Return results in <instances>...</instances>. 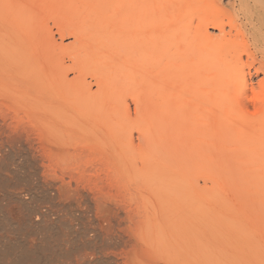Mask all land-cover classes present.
<instances>
[{
    "label": "bare ground",
    "instance_id": "1",
    "mask_svg": "<svg viewBox=\"0 0 264 264\" xmlns=\"http://www.w3.org/2000/svg\"><path fill=\"white\" fill-rule=\"evenodd\" d=\"M247 66L264 76V0H0V161L23 152L52 199L91 218L59 264H264V193L248 210L255 177L230 191L234 162L208 152L230 132L264 144ZM17 245L0 244V264L53 262Z\"/></svg>",
    "mask_w": 264,
    "mask_h": 264
},
{
    "label": "rangeland",
    "instance_id": "2",
    "mask_svg": "<svg viewBox=\"0 0 264 264\" xmlns=\"http://www.w3.org/2000/svg\"><path fill=\"white\" fill-rule=\"evenodd\" d=\"M221 1L223 4H228V3L232 2V0H221ZM48 23H49V28L52 29L55 33H57V28H56L53 20L50 19L48 21ZM211 32H214V31L211 30ZM56 38L57 39L59 38V36L57 34H56ZM72 41H73L72 37H69V36L65 37V39H64L65 44L70 43ZM256 58H257V60H255ZM256 58L252 59L251 57L244 55L243 56V59H244L243 62L245 64H247V63L253 64V67H257V66H259L258 63H259L260 57L256 56ZM253 67L248 69V66H247L244 69L245 72L247 73V74L246 73L245 74L248 76L247 79L249 80V84L250 83L252 84V85L251 84L250 85L255 88L256 92L264 93V86L259 85V81L261 79H263L264 76L262 74H260L258 76H253L252 78H250V76H249V72L251 74H254ZM253 94H252V92H248V95L245 96L244 100L247 101L248 99H251ZM128 104L130 106L131 113L134 114L135 104L133 103V101L131 99H128ZM253 107H254L253 104L249 103V108L251 111H253ZM183 116H184L183 113L180 114L181 119L183 118ZM165 117L167 119V123H169V122L172 123L174 115L167 114V115H165ZM181 128L183 130H186L187 124L182 123ZM195 133H198V132H195ZM133 134H134V137L136 138L137 132L134 131ZM234 136H235V132H230V133L226 134L225 136H223V138L221 137L222 139L220 138L221 141L219 143V146H218V144L217 145L214 144V146L209 147L208 152L210 149L212 150L214 148L215 152H217L219 150L218 153L220 152V155L222 154V156H217L218 153H214V150L212 152H209L214 157V159L215 158L220 159V158H223V156H224V160H230L229 162H231V163L234 162L233 164H231L230 169H232V167H234L233 170L235 172V175H237V178H235V180H234L235 182L231 181V184L233 183L234 185L230 186V183H229V186H230V187H228L229 190H230V188H232V189L239 188V186H240V188H243L245 186L243 185V187H241V183L239 184V182H238L239 180H240V182H242L243 180L244 181H246V180L250 181V179L252 181V178L255 177L254 180L256 183H254V181H253V183H254L253 184L250 181L253 184V186L251 185L252 191H251L250 196L249 197L247 196L248 197L247 199H246V197H243L244 195L240 196L242 201L245 199L243 201V203L246 202L244 205H248L247 200L251 199L250 197H252V199L249 201L250 202L249 204H251V205H249V207L251 206V208H247V209L248 210L251 209L252 211L251 210L250 211L254 212L253 211V208H254L253 206L255 205L254 203H256V201L259 198H261V196H262L260 194L256 195V193H254V191H257V193H261V194L264 193V189L262 190V187L264 185H262V187H261L260 186L261 182H258V181H262V184H264V171L259 169L260 171L255 170V172L252 171V173L250 174L249 172H251V171H249V169H251L252 167L254 168V166L255 167L258 166L257 164L259 163V161L264 160V144L259 143L257 141L255 142V135L253 133H251L248 135L249 138L246 139L247 141L244 144L245 146L243 145L241 147H238V146H235V144H233ZM218 148H220V149H218ZM221 149H225V153H224V150L222 151ZM231 156H232V159H230ZM226 158H228V159H226ZM233 159H235V160H233ZM28 160H29V158L25 159L23 152L16 151V152H14V154H13V152H9L8 156H5L1 160L3 162L0 161L1 162L0 163V197H1L0 198V202H1L0 203V239L5 238V239H2L3 241L2 240L0 241V244L3 245V243L5 242V245H6L8 243L11 244L14 242V245L16 246L19 243L20 246L18 244L17 249L21 248L22 250H27L28 247H31V245H30L31 242L39 243L40 244V250H39L40 252L37 251L33 255L36 254L35 256H37V254L39 253L38 257L39 256L44 257L46 255L49 258L51 256V259H52L51 261H53V262H50V263L51 264L52 263L53 264H59L58 260L61 261V259L63 257H65V256L68 257L71 253H72V255H70V256H75V255H77L76 253L84 250V248H83V250H81L82 246H83V242L80 239H84V240L90 239L88 237L90 235L89 225L90 226L92 225L91 224V218L86 216L87 213H85L83 210H81L78 206L74 205V203H72V202H69V201L61 202L58 200L55 201L57 199L56 197H53V199H52V194L49 193L48 191H45L44 189H42L40 187V185L38 183H36L37 182L36 176H35V174H33V172L36 173L35 165H33L32 162L30 160L29 161ZM224 160H222L224 163H221L223 165L220 166L221 165L220 164L219 167H226L227 162ZM228 166H230V165H228ZM256 168H254V169H256ZM230 169L228 168V170H230ZM234 172L231 171L232 174ZM243 173H244V175H243ZM33 175H34V177H32ZM249 175H251V177H249ZM239 176H240V178H239ZM200 178L201 177L197 178L198 182H199V184H203V179L202 178L200 179ZM256 178H260L262 180L259 179L258 181H256ZM231 180H232V177H231ZM249 181H247V183ZM242 183H244V182H242ZM256 185H258V186H256ZM26 191H28V192H26ZM18 192H24L25 198L23 200H20V199L17 200L18 197L13 196L14 194L16 195V193H18ZM11 193L12 194L14 193V194L12 195ZM26 195H27V198H26ZM54 198H56V199L54 200ZM234 198L237 199L238 197L237 198L234 197ZM241 199H237V200L241 201ZM237 200L234 202L237 203ZM253 200L254 201L256 200V201L254 202ZM18 201H20L21 203ZM251 201H253V202H251ZM252 204H254V205L252 206ZM256 204H259V202ZM72 205H74V206H72ZM258 206H260V205H258ZM11 207H14V209ZM72 207H74V208H72ZM40 208H41V210H39ZM76 208H78V209H76ZM42 209H43L44 213L42 212ZM255 209L256 210L259 209L258 211H260L259 214L261 215V218H262V216H264V211H263L264 209L262 207H261L262 211L260 210V207L255 208ZM16 211H18V212H16ZM258 211L257 212L255 211L254 213L258 214ZM46 212L47 213L49 212V213L47 214ZM41 213L44 214L45 216L43 215V217H41V215H42ZM262 213H263V215H262ZM38 215H40V216H38ZM33 219L35 221H33ZM262 219H264V217ZM42 220H44L45 222ZM33 222H35V223H33ZM12 235L13 236L16 235L15 236L16 238H14ZM9 236H10V238L12 236V238L11 239L8 238ZM48 236H50L53 239H51ZM47 237H48V239H47ZM35 238H37L38 240ZM14 239H16V241ZM26 239H27V241H25ZM59 239L61 241H59ZM64 239H66L65 241H67V242H65ZM94 239H104V238L101 236H96V238L94 237ZM7 240H8V242H7ZM17 240H19V241L17 242ZM41 240H43V241H41ZM46 240H47V242H45ZM73 240L75 242H73ZM78 241H79V243H78ZM48 242L51 243V245ZM61 242H63V243H61ZM81 242H82V244H80ZM24 243H26V245ZM41 243H43V244H41ZM52 243H54V244H52ZM56 243H58V244L56 245ZM64 243H65L66 247L64 246ZM47 244L50 247H48ZM75 244L77 245V248H76ZM21 245H24V246H21ZM58 245H61V246H58ZM42 246H43V248H42ZM44 246H46V247H44ZM52 246H55L54 248H57L56 250L57 251L59 250V251L58 252L56 251L54 253L53 250L55 251V249ZM18 247H20V248H18ZM62 247H65V248H62ZM25 248H27V249H25ZM45 248L48 250H46ZM66 248H70V249L72 248L71 251H69L70 253H67L68 251L66 252V250H67ZM17 249H16V251H17ZM42 250H44V251L42 252ZM60 250L61 251L65 250L66 254L63 251L64 252L63 254H65V255L61 256L62 252ZM76 250H78V251H76ZM48 251H49V253H52V254H48L47 253ZM73 251H74V253H73ZM56 253H58L59 257L57 256ZM65 258H63L62 260H64ZM56 260L58 261V263L55 262ZM38 261L40 264L41 263L45 264V261H42L40 259Z\"/></svg>",
    "mask_w": 264,
    "mask_h": 264
}]
</instances>
